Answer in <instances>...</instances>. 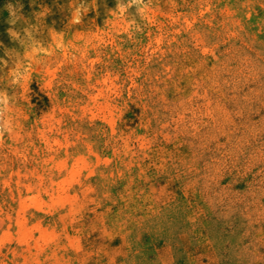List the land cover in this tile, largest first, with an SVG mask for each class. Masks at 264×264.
<instances>
[{
  "label": "rangeland",
  "instance_id": "rangeland-1",
  "mask_svg": "<svg viewBox=\"0 0 264 264\" xmlns=\"http://www.w3.org/2000/svg\"><path fill=\"white\" fill-rule=\"evenodd\" d=\"M0 264H264V0H0Z\"/></svg>",
  "mask_w": 264,
  "mask_h": 264
}]
</instances>
